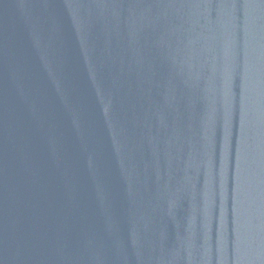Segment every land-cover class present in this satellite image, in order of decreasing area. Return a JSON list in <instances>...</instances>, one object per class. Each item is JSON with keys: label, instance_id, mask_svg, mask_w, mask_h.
Masks as SVG:
<instances>
[{"label": "water", "instance_id": "95a60500", "mask_svg": "<svg viewBox=\"0 0 264 264\" xmlns=\"http://www.w3.org/2000/svg\"><path fill=\"white\" fill-rule=\"evenodd\" d=\"M96 264H264V0H116Z\"/></svg>", "mask_w": 264, "mask_h": 264}]
</instances>
